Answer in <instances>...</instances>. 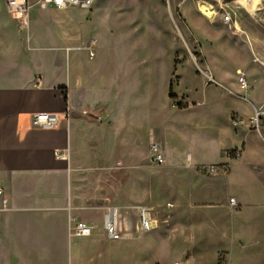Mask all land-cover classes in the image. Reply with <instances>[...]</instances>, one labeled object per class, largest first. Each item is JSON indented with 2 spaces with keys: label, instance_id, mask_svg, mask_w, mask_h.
<instances>
[{
  "label": "rangeland",
  "instance_id": "374dc122",
  "mask_svg": "<svg viewBox=\"0 0 264 264\" xmlns=\"http://www.w3.org/2000/svg\"><path fill=\"white\" fill-rule=\"evenodd\" d=\"M88 11L96 16L88 41L113 55V101L66 116L71 172L85 195L119 210L124 232L112 240V256L93 263L264 264V130L252 128L250 105L258 99L264 109V0H97ZM240 69L249 90L239 85ZM236 141L246 151L228 189L261 202L251 208L259 214L254 222L230 205L227 188L209 195L222 178L188 157ZM142 209L149 230L140 227Z\"/></svg>",
  "mask_w": 264,
  "mask_h": 264
},
{
  "label": "crops",
  "instance_id": "0c3cea01",
  "mask_svg": "<svg viewBox=\"0 0 264 264\" xmlns=\"http://www.w3.org/2000/svg\"><path fill=\"white\" fill-rule=\"evenodd\" d=\"M104 12L98 16H107L108 11ZM92 13L80 8H35L27 34L8 14L5 0H0V186L4 189L0 195V264H95L92 257L113 254L104 219L114 206L99 205L73 183V131L66 122L74 110L113 101L107 96L113 86L110 47L96 43L92 46L96 54L90 56L87 37L95 24ZM260 104L258 99L255 104L250 101L254 109L264 110ZM43 111L58 113L60 125L34 126L33 115ZM239 144H216L217 153L210 156L188 154L198 168L209 163L228 167L226 175L210 176L222 179L215 183L221 189L213 187L209 195L233 185L238 158L233 157L235 153L221 152ZM251 165L261 166L258 162ZM228 191L236 206H241L237 213L243 216L247 210L254 222L259 214L251 208L260 207L261 202ZM78 220L93 227L90 236L72 232Z\"/></svg>",
  "mask_w": 264,
  "mask_h": 264
},
{
  "label": "built area",
  "instance_id": "2783aa9c",
  "mask_svg": "<svg viewBox=\"0 0 264 264\" xmlns=\"http://www.w3.org/2000/svg\"><path fill=\"white\" fill-rule=\"evenodd\" d=\"M97 0H5L6 10L11 18L19 23V25L29 34L31 12L35 8H48L57 7L60 9L65 8H80V9H93L96 5ZM231 19L230 15H225L224 20L228 21ZM97 40L92 38L90 40V56H95V51L92 46H95ZM238 81L242 90H249V83L246 78V73L241 69L238 70ZM61 117L58 113L43 111L33 115L32 123L36 127L40 128H53L57 127L61 123ZM243 120L240 117H236L233 120L235 125H240ZM264 124V110L261 108H255V114L251 117L252 128L256 127L260 129ZM151 152L154 161L157 164H162L165 161L163 152L157 142H153L151 147ZM234 158L241 157V151H235L233 154ZM201 169L208 176H224L228 172V167L221 163H209L201 166ZM4 194V189L0 186V195ZM230 203L236 206V200L234 197L230 198ZM119 210L116 207H110L107 215L104 219V229L106 235L111 240H119L124 236L123 229L119 222ZM140 227L143 230L151 229V218L149 212L146 209L141 210L140 215ZM93 227L88 225L84 221H76L74 227H72V232L78 236H90L92 234ZM155 264H183L179 260H174L170 262H157Z\"/></svg>",
  "mask_w": 264,
  "mask_h": 264
},
{
  "label": "trees",
  "instance_id": "16d2710c",
  "mask_svg": "<svg viewBox=\"0 0 264 264\" xmlns=\"http://www.w3.org/2000/svg\"><path fill=\"white\" fill-rule=\"evenodd\" d=\"M172 89V88H171ZM171 96H173L172 94H171ZM184 107V106H183Z\"/></svg>",
  "mask_w": 264,
  "mask_h": 264
}]
</instances>
